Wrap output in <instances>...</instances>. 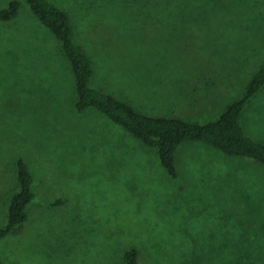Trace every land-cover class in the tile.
Instances as JSON below:
<instances>
[{
    "label": "rangeland",
    "instance_id": "374dc122",
    "mask_svg": "<svg viewBox=\"0 0 264 264\" xmlns=\"http://www.w3.org/2000/svg\"><path fill=\"white\" fill-rule=\"evenodd\" d=\"M11 1L16 19L0 23V229L16 160L34 200L20 232L0 239V262L121 264L133 248L138 264H264V168L192 144L176 151L172 178L100 113L75 115L60 43L24 0L0 9ZM44 1L68 17L90 87L149 117L213 121L264 64V0ZM240 125L264 145V86Z\"/></svg>",
    "mask_w": 264,
    "mask_h": 264
},
{
    "label": "trees",
    "instance_id": "16d2710c",
    "mask_svg": "<svg viewBox=\"0 0 264 264\" xmlns=\"http://www.w3.org/2000/svg\"><path fill=\"white\" fill-rule=\"evenodd\" d=\"M24 3L37 22L60 43L61 52L73 75L71 91L74 98L70 100L69 107L75 115L100 113L143 147L155 151L159 166L172 178L175 177L176 151L183 145L192 144L206 146L226 157L249 159L264 168V145L247 137L240 125L241 115L249 100L264 86V64L249 79L242 95L228 103L213 121L197 125L172 116L149 117L132 110L122 100L90 87L91 67L74 43L66 14L44 0H24ZM19 6L18 2L11 1L0 9V23H12ZM14 168L17 192L9 198L0 239L20 232L27 220V209L34 200L32 174L21 160L14 162ZM61 204L62 201L56 200L49 206ZM121 264H138L136 250H124Z\"/></svg>",
    "mask_w": 264,
    "mask_h": 264
}]
</instances>
